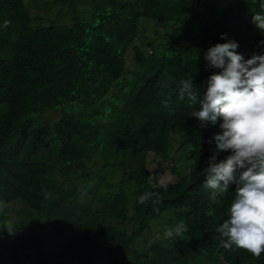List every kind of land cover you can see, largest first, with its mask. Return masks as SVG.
<instances>
[{
	"label": "trees",
	"instance_id": "obj_1",
	"mask_svg": "<svg viewBox=\"0 0 264 264\" xmlns=\"http://www.w3.org/2000/svg\"><path fill=\"white\" fill-rule=\"evenodd\" d=\"M256 13L264 0H0V236L72 232L64 252L80 264H264V252L222 246L215 228L235 185L211 216L203 186L219 124L201 128L189 116L199 103L179 100L182 80L202 96L220 71L209 47L235 39L245 59L264 54ZM143 19L167 28L147 51L133 45ZM164 164L175 177L166 190ZM148 192L161 202L140 204ZM160 219L187 231L157 240Z\"/></svg>",
	"mask_w": 264,
	"mask_h": 264
},
{
	"label": "clouds",
	"instance_id": "obj_2",
	"mask_svg": "<svg viewBox=\"0 0 264 264\" xmlns=\"http://www.w3.org/2000/svg\"><path fill=\"white\" fill-rule=\"evenodd\" d=\"M252 19L264 31V15L256 13ZM9 23L4 21V27ZM226 36L222 33L221 39ZM238 47L235 39L209 47L204 57L207 66L220 71L208 77L202 96L195 90L192 77L182 80L179 100L187 98L193 106L199 103V110L194 107L189 116L197 118L201 128L219 124L220 131L212 138L215 152L203 170V186L211 190L207 213L211 216L215 214L212 206L220 205L221 198L235 185L229 218L215 228L222 246L231 250L235 246L259 258L264 252V54L254 53L245 59ZM171 103V97L163 101L168 108ZM221 152L230 154L217 161ZM167 183L162 179L160 187L166 190ZM147 201L161 202L157 192L145 193L138 200L140 204ZM186 231V225L178 224L167 230L165 237Z\"/></svg>",
	"mask_w": 264,
	"mask_h": 264
},
{
	"label": "rangeland",
	"instance_id": "obj_3",
	"mask_svg": "<svg viewBox=\"0 0 264 264\" xmlns=\"http://www.w3.org/2000/svg\"><path fill=\"white\" fill-rule=\"evenodd\" d=\"M34 12L40 9L33 7ZM159 24L157 21L150 19H143L140 27V31L137 39L133 45H139L146 51L150 48V42L164 39L167 28L162 26H155ZM160 25V24H159ZM134 52L131 49L127 53V64L130 68L134 66ZM52 119L58 117L57 112H52ZM179 152V150H177ZM181 153V152H180ZM178 162L182 161L181 157L177 156ZM159 180H166L167 182L175 180L168 169V165L161 166L158 169ZM9 220L16 218V212L19 211V203H12L9 205ZM164 220L160 219L159 222L154 226L152 236L157 240H169L170 238L165 237L167 230L164 227ZM173 225L175 223H167ZM170 227L169 229H173ZM73 238L72 232H66L65 234H59L49 227L44 229H32L28 228L22 230L15 237L0 236V262L3 264H34L39 258H44L50 261L51 264H80V260L74 255L72 246L64 252L66 245ZM70 250V251H69ZM75 256V257H74Z\"/></svg>",
	"mask_w": 264,
	"mask_h": 264
}]
</instances>
